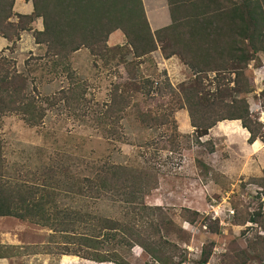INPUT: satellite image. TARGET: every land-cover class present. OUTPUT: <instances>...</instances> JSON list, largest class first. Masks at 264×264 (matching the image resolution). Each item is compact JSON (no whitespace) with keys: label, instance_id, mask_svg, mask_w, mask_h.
Listing matches in <instances>:
<instances>
[{"label":"rangeland","instance_id":"374dc122","mask_svg":"<svg viewBox=\"0 0 264 264\" xmlns=\"http://www.w3.org/2000/svg\"><path fill=\"white\" fill-rule=\"evenodd\" d=\"M39 26L37 19L30 28ZM106 46L120 49L103 56L80 49L70 55L66 68L54 70L42 57L44 47L33 43L31 31L18 33L13 45L0 50L10 69L26 77L31 99L27 110L0 118V155L9 176L33 181L34 173L58 163L77 179L90 177L93 168L103 163L145 171L150 174V191L142 202L152 210L154 234L178 249L181 264H240L241 252L248 259L244 264H264V188L260 186L264 55L246 51L251 60L243 69L249 90L244 98L251 120L259 125L258 139L248 145L247 132L244 137L233 134L235 124L241 129L239 121L227 125L233 132L225 133L216 124L206 136L195 139L185 110L174 98L178 85L193 78L192 69L177 57L163 59L157 48L148 58L127 66L131 57L124 56L122 63V55L129 47L119 31L108 36ZM215 76L206 73L202 81L211 92ZM233 77L229 75L230 80ZM129 83L139 89L133 92ZM67 88L76 89L78 97L70 105L55 100ZM115 88L118 94L130 88L128 103L107 119L103 113ZM206 142L212 144L213 153H208ZM60 199L61 208L73 210L83 204L88 207L83 212L107 218L121 213L105 198L89 204L63 195ZM182 209L198 216L184 221ZM92 246L84 247L71 232L0 217V255L10 257L13 264H112L62 255L72 250L93 258L115 252L128 264H156L136 245L116 248L98 237Z\"/></svg>","mask_w":264,"mask_h":264},{"label":"trees","instance_id":"16d2710c","mask_svg":"<svg viewBox=\"0 0 264 264\" xmlns=\"http://www.w3.org/2000/svg\"><path fill=\"white\" fill-rule=\"evenodd\" d=\"M166 2L170 24L151 32L141 0H30L29 15L13 13L14 0H0V37L13 45L18 33L31 31L33 43L44 47L42 57L54 70L66 68L70 55L80 49L92 56L120 49L106 46L108 36L119 31L124 36L125 47H129L122 55V63L126 62L124 56L131 57L127 66L134 60L148 58L158 48L163 59L175 56L192 69L193 78L178 85L174 98L176 105L185 110L195 139L206 136L219 122L239 121L240 127L248 133L246 143L253 144L258 139L259 125L251 120L244 98L249 90L243 69L251 60L246 51H251L252 56L264 55V0ZM36 19H40L41 31L30 28ZM206 73L217 75L214 92L203 85ZM231 74L234 77L230 80ZM230 83L231 88L228 87ZM127 85L132 86L133 92L139 89L133 84ZM26 89V77L11 70L8 60L0 57V118L27 110L31 99ZM129 89L118 94L115 88L104 117L110 119L115 111L126 106ZM73 90L76 89L60 90L58 98L54 99L65 105L77 102ZM205 144L208 153H213L212 144ZM33 175V181L27 182L21 176H9L0 155V217L60 233L71 232L89 249L93 247L92 241L100 237L116 248L136 245L156 264H166V260L173 258L178 260L168 264L182 263L183 257L176 255L178 249L154 234L157 224L150 220L152 210L142 202L150 191L149 173L103 163L93 168L90 177L77 179L69 175L67 167L58 163ZM260 181L264 188V168ZM62 195L63 199L77 198L88 204L109 199L120 207L121 213L107 218L83 212L88 208L83 204L73 210L61 208L58 200ZM181 211L184 221L191 222L198 216L197 212ZM62 255L96 263L128 264L118 260L115 252L99 258L75 250ZM240 255V264L246 263V256L242 252ZM205 261L204 258L201 263Z\"/></svg>","mask_w":264,"mask_h":264},{"label":"crops","instance_id":"0c3cea01","mask_svg":"<svg viewBox=\"0 0 264 264\" xmlns=\"http://www.w3.org/2000/svg\"><path fill=\"white\" fill-rule=\"evenodd\" d=\"M142 7L144 10V14L146 17V21L148 23L149 29L151 32H154L156 30H159L161 28H164L170 24V17L167 9V2L166 0H141ZM31 4L30 0H14L13 6H12V12L18 15H29L31 13ZM37 21V19L35 20ZM40 21V19H39ZM15 22V19L13 20ZM41 22L39 28L36 27V31H41ZM9 42H7L5 39L0 37V50L4 47H7ZM231 121H227L224 124V122L218 123L217 125L219 127H223L221 130L225 133L228 132L227 129L231 130L233 132V128H228ZM228 125V126H227ZM235 132L233 134L239 135L240 137L246 136V131L244 129L238 130L237 124H235ZM246 133V134H245ZM3 219H6V217H2ZM12 219V218H7ZM14 221H18L16 219H12ZM7 235V234H6ZM10 245V244H6ZM0 264H13L10 257H7L6 255H0Z\"/></svg>","mask_w":264,"mask_h":264}]
</instances>
